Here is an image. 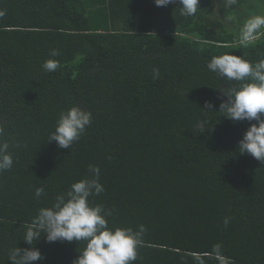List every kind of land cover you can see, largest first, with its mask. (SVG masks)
I'll return each instance as SVG.
<instances>
[{
    "label": "trees",
    "instance_id": "obj_1",
    "mask_svg": "<svg viewBox=\"0 0 264 264\" xmlns=\"http://www.w3.org/2000/svg\"><path fill=\"white\" fill-rule=\"evenodd\" d=\"M177 6L0 0V125L3 139L20 145L0 174V264H12L11 249L32 247L26 226L90 177L89 165L104 187L90 200L113 210L109 227L146 228L134 264H264V164L237 151L256 121L223 117L220 90L240 82L207 68L223 54L264 59V28L240 43L243 25L264 16V0H200L191 17ZM52 49L61 54L50 57ZM50 58L60 63L55 72L42 67ZM74 106L92 123L61 149L48 139ZM33 246L45 257L33 264H72L86 242Z\"/></svg>",
    "mask_w": 264,
    "mask_h": 264
},
{
    "label": "clouds",
    "instance_id": "obj_2",
    "mask_svg": "<svg viewBox=\"0 0 264 264\" xmlns=\"http://www.w3.org/2000/svg\"><path fill=\"white\" fill-rule=\"evenodd\" d=\"M236 2L237 0H225V5L231 6ZM154 3L157 7L178 5L181 16L191 17L197 13L200 0H154ZM261 28H264V16L250 18L241 29V45L247 46L252 42ZM60 54L59 49H52L49 53L53 58ZM42 67L47 72H55L60 63L50 58ZM207 68L229 81L240 82L239 87H232L227 91L220 90L227 100L220 104L219 112L224 114V118L235 122L256 121L250 123L237 146V151L241 155L247 153L264 164V59L253 62L243 55L223 54L212 57L207 63ZM159 76V69L154 68L153 79ZM204 108L212 111L214 105L206 102ZM91 123L90 111L78 106L71 107L61 112L48 142H56L61 149L70 148ZM197 127L200 134L207 131L202 122H198ZM3 136L4 127L0 125V174L13 167L14 157L10 148L20 147L18 143L13 145L4 140ZM89 173L92 174L90 177L73 183L65 193L58 194L50 207H41L38 210L37 216L26 226L23 239L32 247L11 249L8 260L12 264L44 261L42 252L33 246L34 241L36 245L42 238L48 243L85 241L86 246L74 258L72 264H134L138 258V249L143 244L146 228L144 225H140L139 230L109 227L107 217L112 216L113 210L106 209L102 204H94L90 200V197L98 196L104 191L100 183V168L89 165ZM44 194V187L35 189L36 198ZM228 223V218H225V226ZM219 247L215 246L217 250Z\"/></svg>",
    "mask_w": 264,
    "mask_h": 264
}]
</instances>
